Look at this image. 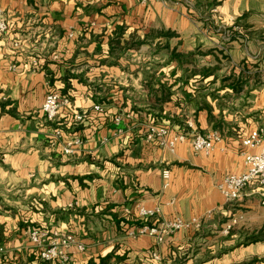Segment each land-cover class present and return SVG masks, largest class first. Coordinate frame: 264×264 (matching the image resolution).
<instances>
[{
  "label": "crops",
  "instance_id": "obj_1",
  "mask_svg": "<svg viewBox=\"0 0 264 264\" xmlns=\"http://www.w3.org/2000/svg\"><path fill=\"white\" fill-rule=\"evenodd\" d=\"M1 18L0 264H56L40 260L31 229L72 235L70 264H264L257 183L236 202L216 188L244 172L242 140L264 126V0H0ZM118 34L127 46L116 56ZM231 76L242 77L241 92L222 84ZM161 86L171 95L158 106ZM52 92L70 104L48 123L41 105ZM246 96V115L221 106ZM83 110L88 119L74 123ZM187 120L199 134L217 125L222 143L205 156L146 137L151 122L178 130ZM56 128L81 148L64 155ZM140 208L159 213L141 218ZM176 217L200 225L159 243L133 237Z\"/></svg>",
  "mask_w": 264,
  "mask_h": 264
},
{
  "label": "built area",
  "instance_id": "obj_2",
  "mask_svg": "<svg viewBox=\"0 0 264 264\" xmlns=\"http://www.w3.org/2000/svg\"><path fill=\"white\" fill-rule=\"evenodd\" d=\"M8 31L7 23L4 19H0V37L4 36ZM69 37H73L70 33ZM35 63V62H34ZM70 100L68 96L59 93H49L46 95L42 105L41 112L44 119L48 123H54L57 120L59 111L68 108ZM95 112H102L103 108L99 105L92 107ZM89 112L83 110L75 112L71 118L74 123H82L88 119ZM130 118L129 115L125 119ZM122 114L117 115L113 122L116 127L123 123ZM120 132V131H119ZM146 137L150 141H154L161 149L169 153H175L178 145L189 142L194 155H210L222 143V137L217 131H211L206 134H199L194 129L193 121L187 120L184 123V129L174 130L173 128L151 122L145 127ZM65 135L60 128L53 131L52 144L61 143L62 153L64 155H72L78 151L83 145L80 137L64 138ZM243 144V166L244 172L238 175L232 174L223 178L217 185V190L226 202L239 201L243 191L251 185L257 183L258 197L260 204L264 207V126H260L251 132L242 140ZM257 149L256 154L250 153L249 150ZM162 178L168 180L169 172L164 170ZM159 213L158 210L148 211L143 208L138 210V216L141 218H154ZM198 220L184 222L176 217L168 221H164L160 228L156 226H141L134 236H149L159 243L162 237L170 235L180 230L197 228ZM26 235L32 246L38 251L39 258L44 263L70 264V250L75 246V240L70 234H59L56 232H47L42 229H31L26 231ZM82 251L81 247H78ZM5 253L4 248L0 245V256ZM152 258L160 261L158 254L153 253Z\"/></svg>",
  "mask_w": 264,
  "mask_h": 264
},
{
  "label": "trees",
  "instance_id": "obj_3",
  "mask_svg": "<svg viewBox=\"0 0 264 264\" xmlns=\"http://www.w3.org/2000/svg\"><path fill=\"white\" fill-rule=\"evenodd\" d=\"M155 34L156 36H161L164 38H170L173 36V34L169 32H156ZM120 43H121L120 34H118L115 37V39H113L112 42H110V44L113 46L110 50L111 51L110 54L117 56L122 53V50L125 49L127 45L125 44V46H122ZM142 43L143 42H135L134 44L130 45V49H137ZM178 58H181V57L178 56ZM201 74L203 77H207L208 75H211L209 70H202ZM222 84H224L226 87L231 89L234 93H239L243 89L244 82L241 76H238V77L231 76L228 79L224 80ZM170 95H171L170 90L166 89L164 86H161L160 97L155 100L156 105L160 106L163 103L167 102L169 100ZM181 128L184 129V125H182ZM214 129L215 131H217L218 126L215 125ZM0 231H1V228H0ZM106 261H107L106 259H100L99 264H106Z\"/></svg>",
  "mask_w": 264,
  "mask_h": 264
},
{
  "label": "rangeland",
  "instance_id": "obj_4",
  "mask_svg": "<svg viewBox=\"0 0 264 264\" xmlns=\"http://www.w3.org/2000/svg\"><path fill=\"white\" fill-rule=\"evenodd\" d=\"M257 78H259V76ZM257 78H254L253 81H251V88H254L256 85L255 83H257V81H260V79L258 80ZM235 99L236 98L232 97L230 100L228 98H224L223 100H221V106L226 111V114H230L232 116L236 114V112H239L241 116L246 115V111L251 104L249 97L246 96L242 100ZM180 125H184V122L180 123Z\"/></svg>",
  "mask_w": 264,
  "mask_h": 264
}]
</instances>
